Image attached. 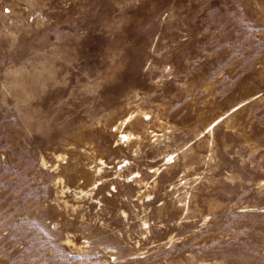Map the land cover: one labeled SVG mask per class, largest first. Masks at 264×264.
<instances>
[{
    "label": "rangeland",
    "instance_id": "1",
    "mask_svg": "<svg viewBox=\"0 0 264 264\" xmlns=\"http://www.w3.org/2000/svg\"><path fill=\"white\" fill-rule=\"evenodd\" d=\"M0 264H264V0H0Z\"/></svg>",
    "mask_w": 264,
    "mask_h": 264
}]
</instances>
